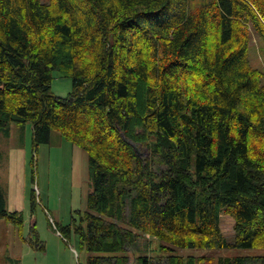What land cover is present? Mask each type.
<instances>
[{
    "label": "trees",
    "instance_id": "trees-1",
    "mask_svg": "<svg viewBox=\"0 0 264 264\" xmlns=\"http://www.w3.org/2000/svg\"><path fill=\"white\" fill-rule=\"evenodd\" d=\"M254 39L264 52V0H0V131L31 123L34 149L57 131L87 153L93 191L75 229L87 264H264L178 254L264 250ZM6 208L0 185V219L25 239L24 214Z\"/></svg>",
    "mask_w": 264,
    "mask_h": 264
},
{
    "label": "rangeland",
    "instance_id": "rangeland-1",
    "mask_svg": "<svg viewBox=\"0 0 264 264\" xmlns=\"http://www.w3.org/2000/svg\"><path fill=\"white\" fill-rule=\"evenodd\" d=\"M251 62L255 68L264 71V52L254 39ZM72 89L70 79L62 78L55 73L53 92L59 97H67ZM10 135L0 131V150L7 152L17 148L27 150V167L24 188L20 183V195L24 199L10 204L7 200L6 210H20L24 214V238L17 232L16 226L7 218L0 219V264H87L88 254L80 249L76 226L81 217L88 211V197L93 191L89 169V157L86 152L66 141L59 132L53 131L51 143L33 147V126L31 123L18 126L13 124ZM142 155H149L146 150L139 149ZM4 158V156H3ZM3 162V160H2ZM0 163V183L3 184L6 196L11 187L10 167ZM16 177H21L20 169ZM33 194L36 206H33ZM19 195V196H20ZM9 202V203H8ZM12 213V211H9ZM71 226L69 239L61 235L63 228ZM235 220L230 215H223L221 229L229 243L236 239ZM40 240L39 246L30 245L35 235ZM26 242V240H29ZM27 252H30L27 254ZM184 256H259L264 250H179ZM15 258V259H13Z\"/></svg>",
    "mask_w": 264,
    "mask_h": 264
},
{
    "label": "crops",
    "instance_id": "crops-1",
    "mask_svg": "<svg viewBox=\"0 0 264 264\" xmlns=\"http://www.w3.org/2000/svg\"><path fill=\"white\" fill-rule=\"evenodd\" d=\"M7 133H9L11 135L12 134V129L9 132H7ZM0 152L4 156L2 164L6 163V165L9 166L10 169H11L10 170L11 187H10V190L8 191L9 196H8L7 200L9 202L11 201L10 204L11 203L14 204L17 200H20L19 199L20 197H21V200L24 199V194L20 195L21 189H20L19 184L22 183L23 184V188H24L23 180L25 178V172H26V167H27V150L24 149V148H17V149L11 150V152L9 154L7 152H5V151H2V150H0ZM17 168H19L20 172H21V177H19V178L16 177L17 172H18ZM0 185H1L2 189H4L3 184L0 183ZM9 211L22 212L20 210H14V211L13 210H9ZM17 232H18V230H17ZM29 241H30V238H29V240H26V242H29ZM29 243L33 247V245L31 244V241ZM28 253H30V252H27V254ZM13 259H15V258H13ZM16 264H23V263L20 262V263H16Z\"/></svg>",
    "mask_w": 264,
    "mask_h": 264
},
{
    "label": "water",
    "instance_id": "water-1",
    "mask_svg": "<svg viewBox=\"0 0 264 264\" xmlns=\"http://www.w3.org/2000/svg\"><path fill=\"white\" fill-rule=\"evenodd\" d=\"M130 144H133L132 143V141H130V140H127ZM134 147H135V149H136V151L141 155V152H140V150H139V147L137 146V145H134Z\"/></svg>",
    "mask_w": 264,
    "mask_h": 264
}]
</instances>
